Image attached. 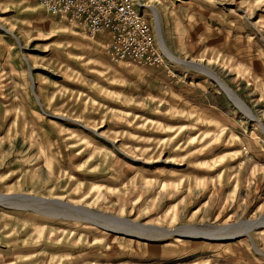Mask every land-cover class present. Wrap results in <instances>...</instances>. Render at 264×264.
I'll return each mask as SVG.
<instances>
[{
	"label": "rangeland",
	"instance_id": "1",
	"mask_svg": "<svg viewBox=\"0 0 264 264\" xmlns=\"http://www.w3.org/2000/svg\"><path fill=\"white\" fill-rule=\"evenodd\" d=\"M133 3L151 66L0 0V264H264V0Z\"/></svg>",
	"mask_w": 264,
	"mask_h": 264
},
{
	"label": "built area",
	"instance_id": "2",
	"mask_svg": "<svg viewBox=\"0 0 264 264\" xmlns=\"http://www.w3.org/2000/svg\"><path fill=\"white\" fill-rule=\"evenodd\" d=\"M45 13L89 35L105 34L114 61L151 66L159 61L150 24L133 0H36Z\"/></svg>",
	"mask_w": 264,
	"mask_h": 264
},
{
	"label": "bare ground",
	"instance_id": "3",
	"mask_svg": "<svg viewBox=\"0 0 264 264\" xmlns=\"http://www.w3.org/2000/svg\"><path fill=\"white\" fill-rule=\"evenodd\" d=\"M151 9V8H150ZM151 14L153 16V19H154V22H155V30H156V33H157V39H158V45L160 47V51L161 53L164 55V57L166 59H168L169 61L171 62H174V63H179V64H184L182 62H180L179 59H177L175 56H173L169 50L167 49L163 39H162V36H161V29H160V24H161V20L159 19V16H158V13H157V10L156 9H151ZM141 14H143L141 12ZM214 79L216 80V83L219 85V87L223 90V92L228 96V98L239 108L241 109L245 114H247L249 117H253L248 110H246V108L244 107V105L241 103V101L238 99V97L227 87L225 86L222 82H220L217 78L214 77ZM248 111V112H247ZM116 230V229H115ZM127 233H130L128 231H126ZM177 235H181V234H184V235H202V234H197V233H189V232H184V231H176ZM175 233V234H176ZM131 234V233H130ZM171 235L173 233H170ZM233 235V234H232ZM202 236H205L207 238H213V237H216L214 235H202ZM230 235H226V236H223V237H230ZM218 238V237H217Z\"/></svg>",
	"mask_w": 264,
	"mask_h": 264
},
{
	"label": "water",
	"instance_id": "4",
	"mask_svg": "<svg viewBox=\"0 0 264 264\" xmlns=\"http://www.w3.org/2000/svg\"><path fill=\"white\" fill-rule=\"evenodd\" d=\"M258 224H260V223H258ZM254 226H256V225H252L251 227H254Z\"/></svg>",
	"mask_w": 264,
	"mask_h": 264
}]
</instances>
